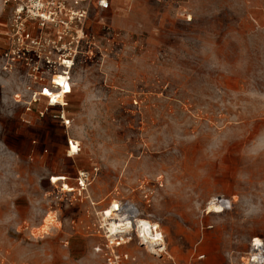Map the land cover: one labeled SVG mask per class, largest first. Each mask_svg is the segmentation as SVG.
I'll list each match as a JSON object with an SVG mask.
<instances>
[{
    "label": "rangeland",
    "instance_id": "rangeland-1",
    "mask_svg": "<svg viewBox=\"0 0 264 264\" xmlns=\"http://www.w3.org/2000/svg\"><path fill=\"white\" fill-rule=\"evenodd\" d=\"M10 9L0 0V264H103L114 203L163 235L152 247L134 227L117 249L128 264H250L264 246V0L94 1L69 126L33 102L26 68L2 72ZM220 197L232 209L214 214Z\"/></svg>",
    "mask_w": 264,
    "mask_h": 264
},
{
    "label": "built area",
    "instance_id": "built-area-1",
    "mask_svg": "<svg viewBox=\"0 0 264 264\" xmlns=\"http://www.w3.org/2000/svg\"><path fill=\"white\" fill-rule=\"evenodd\" d=\"M4 7L10 6L7 50L2 56V72L11 74L18 67L27 69L28 74L40 84V91L32 96L33 102L47 101V109L62 111L60 119L65 126L64 111L70 93L63 91L59 83L64 79L72 90V69L75 64L73 45H79L84 38V25L90 5L95 1L97 7L110 9L111 0H1ZM49 82V83H48ZM48 92V93H47ZM70 92V91H69ZM74 143L70 142V156ZM72 152V153H71ZM81 187L85 188L89 175L82 173ZM211 205L222 212L232 209V202L223 197L212 200ZM124 238L107 241V252L103 264H128L129 256L120 254L117 249L125 242ZM253 240L250 264L264 263V246Z\"/></svg>",
    "mask_w": 264,
    "mask_h": 264
},
{
    "label": "bare ground",
    "instance_id": "bare-ground-1",
    "mask_svg": "<svg viewBox=\"0 0 264 264\" xmlns=\"http://www.w3.org/2000/svg\"><path fill=\"white\" fill-rule=\"evenodd\" d=\"M59 83L63 86V91H65L66 93H70V95H72L73 91L71 90L70 86L66 84L64 79H60ZM70 91V92H69ZM48 93V92H47ZM65 94V93H64ZM64 94H62L61 96L63 98H67L66 96H64ZM69 97V96H68ZM46 101V100H45ZM76 148L73 145L72 147V152H75ZM71 152V153H72ZM58 181H63L61 178L58 179H52L53 183H56ZM65 189L69 190V188L67 186H65ZM212 207V206H211ZM130 211V215L132 213H134V209H132L131 207L127 208ZM212 208H209V210H211ZM117 205L114 203L112 204V206L106 211L104 212L103 216H104V221H108V231L110 234V237H120L123 238L127 235H131L132 232H134V227L137 228L135 231L138 232V234H140L139 239L141 238L142 240L144 239L145 244L150 245L152 247H160L162 246L163 243V235L158 231V226L157 225H153L148 221L145 220H140L137 219L135 221V226H134V222H124V220H121L120 216L116 215L115 212H117ZM214 210V209H213ZM127 212V210H126ZM213 212V211H212ZM214 214H220L222 213L221 210L215 208V212H213ZM129 214V213H128ZM129 220V219H128ZM131 220V219H130ZM128 236V237H129ZM131 236L129 237V239L127 240H132ZM126 240V241H127ZM123 241V240H122ZM124 242V241H123ZM131 242V241H130ZM132 243V242H131ZM129 242H126L125 245H129L131 244ZM257 243H259V241L257 240ZM165 248V247H164ZM163 248V249H164ZM152 249V248H151ZM156 249V248H155ZM158 249V248H157ZM163 249H159L157 251H162ZM156 251V252H157ZM153 252L155 253V250H153Z\"/></svg>",
    "mask_w": 264,
    "mask_h": 264
},
{
    "label": "crops",
    "instance_id": "crops-1",
    "mask_svg": "<svg viewBox=\"0 0 264 264\" xmlns=\"http://www.w3.org/2000/svg\"><path fill=\"white\" fill-rule=\"evenodd\" d=\"M124 1H126V0H124ZM128 1V0H127Z\"/></svg>",
    "mask_w": 264,
    "mask_h": 264
}]
</instances>
